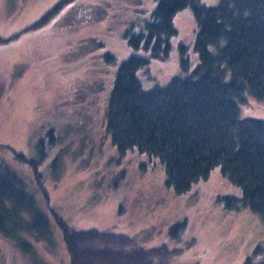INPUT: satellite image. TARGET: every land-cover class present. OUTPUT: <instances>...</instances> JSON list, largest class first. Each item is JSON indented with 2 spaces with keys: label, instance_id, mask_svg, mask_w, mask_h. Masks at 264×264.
<instances>
[{
  "label": "rangeland",
  "instance_id": "374dc122",
  "mask_svg": "<svg viewBox=\"0 0 264 264\" xmlns=\"http://www.w3.org/2000/svg\"><path fill=\"white\" fill-rule=\"evenodd\" d=\"M60 1L0 0V37L19 34L0 44V143L33 156L32 143L47 138L40 170L60 159L58 177L45 170L49 235L37 241L26 233L32 247L25 252L0 236V264H70L53 211L73 231L129 236L144 249L166 246L173 252L166 264H244L247 257L264 264V218L249 206L233 209L220 200L243 197L242 186L221 166L178 193L159 156L137 148L119 151L106 134L105 111L124 60L148 57L137 73L144 89L166 85L182 72L176 47L170 60H158L124 37L129 26H143L157 0H73L45 24L26 30ZM201 2L215 6L219 0ZM173 22L175 41L188 45L194 69L198 26L192 9L179 11ZM107 53L116 62H107ZM240 111L264 119V101L246 96ZM50 129L57 142H48ZM25 175L33 177L26 168Z\"/></svg>",
  "mask_w": 264,
  "mask_h": 264
},
{
  "label": "trees",
  "instance_id": "16d2710c",
  "mask_svg": "<svg viewBox=\"0 0 264 264\" xmlns=\"http://www.w3.org/2000/svg\"><path fill=\"white\" fill-rule=\"evenodd\" d=\"M71 1L61 0L26 30L45 24ZM185 8L192 9L198 26L199 62L194 69L188 45L175 41L173 20ZM18 35L0 37V44ZM124 37L131 47L150 51L158 60H170L176 47L182 72L166 85L144 89L137 73L148 57L133 54L119 65L105 111L112 143L122 152L137 148L159 156L178 193L219 165L243 189V197L220 200L233 209L249 206L264 218V119L240 113L246 96L264 101V0H219L215 6L201 0H157L143 26H129ZM105 57L116 62L112 54ZM46 136L50 143L58 141L51 140L54 129L46 130ZM46 143L47 138L33 142V156L0 143V236L24 252L32 247L26 233L41 241L51 231L45 170L58 177L60 159L55 156L40 170L48 156ZM52 214L63 227L70 264H166L173 254L166 246L144 249L125 235L73 231ZM252 258L244 264H255Z\"/></svg>",
  "mask_w": 264,
  "mask_h": 264
}]
</instances>
